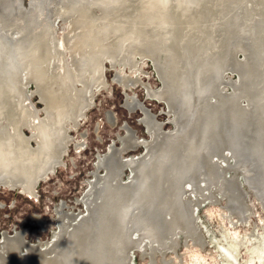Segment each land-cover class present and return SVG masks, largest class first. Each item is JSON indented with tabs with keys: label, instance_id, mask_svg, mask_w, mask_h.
<instances>
[{
	"label": "rangeland",
	"instance_id": "rangeland-1",
	"mask_svg": "<svg viewBox=\"0 0 264 264\" xmlns=\"http://www.w3.org/2000/svg\"><path fill=\"white\" fill-rule=\"evenodd\" d=\"M237 1L238 0H232V10L238 17L237 23L239 24L235 26L238 29L236 32L233 28L234 30L232 29L230 34L227 30L228 27L226 26V22L223 24V21L219 17L218 8L216 6L217 0H201V5L197 10L195 8V6H197L196 2H192L190 6L191 9L181 8L179 11L166 10L164 12L156 8L154 12L158 26L148 27L142 25V27H140V34L144 32L143 38L138 40V43L134 45V53L132 49H129L130 41H125L123 43L124 45H122V49L117 52H115L113 47L106 46V49H109L110 52L109 50L103 52L102 55H105L104 58V55L101 56L103 76L106 83L103 88L96 89L95 85L88 90L85 83H81L77 80L74 71L68 68L67 64L69 59L63 47L60 50L62 55L59 54L58 56L52 57L49 67L47 68V75L50 80L55 83L56 87H54V90L58 92L56 98L60 106L58 110L66 112L62 117L64 118L63 121L60 123L61 129L64 130L65 139H59L60 143L51 136L54 130L57 129L54 121L55 111L49 109L51 107H48L45 98L41 96V88L38 87L36 83L28 81L17 89L12 104L10 108L7 109L8 113L4 110L0 115V264H48L50 262V264H56L58 260L59 264H65L67 259L65 260L62 258L66 256V258L71 257L69 258L71 260L75 256H80L79 258L82 260L77 257H75V259L81 264H91L101 255L102 250L99 251L101 249L99 247H102L100 242H103V240L100 238H103L108 232V234L119 232L121 236L124 232L126 242L124 245L125 247H123L124 249L119 252L122 253L123 256L122 254H117L119 264H124V261L126 264H227V261H229V264H264V202L261 199L260 190L256 185L257 178L259 179L262 173L264 174V167L262 166V162H260V160L264 162V159H262L264 158V153H262L264 152V113H261L264 112V108L262 107L264 105V62L262 64V61H264V0ZM226 4L225 2L224 5ZM137 8L141 9L142 7L137 6L125 9L126 12L123 11L119 14L116 20L113 18L111 20L112 27L114 28L117 25H122V19L131 18V14L136 12ZM238 14H240V17ZM144 30H149V32H145ZM154 33L158 40L152 42L148 41ZM242 35H244L245 39H243ZM240 39L243 41L241 42ZM108 40L109 41H104L105 45L113 43L111 41L112 39ZM240 42L242 45L244 44V47H241L242 45ZM126 43L128 44L125 45ZM237 44H240L239 47ZM230 45L233 46L231 47ZM149 47V50L153 52L148 50ZM126 49H128V51ZM114 53L117 56L112 55ZM106 54L108 55L106 56ZM135 55H137V57H135ZM154 56L157 57L156 59L159 60V63L156 62L157 60ZM234 57L235 59H232ZM260 57L262 61L259 60ZM112 59L113 61H110ZM248 61L250 62L248 63ZM134 62L136 65H133ZM199 63L205 65V72L203 71L202 74L201 72L198 73L200 68L198 71L193 68L194 65L197 67ZM158 65L159 68L161 67V73L163 74L162 79L160 78L161 75ZM154 66H156L158 70H156ZM207 68L210 69V72ZM226 68L229 69L226 70ZM236 69H238V71ZM237 72H240L239 75L241 77ZM258 72L260 76L257 75ZM252 81H255L253 82L254 85L251 83ZM86 82H88V79H86ZM207 82L210 83L207 85ZM211 84L214 85L212 86ZM248 84L250 85L249 87ZM164 85H166V87H164ZM164 88L171 95V105L167 103L165 96L161 99L153 96V92L162 91ZM235 90H237L238 93ZM147 95L150 96V98L147 97ZM207 95L208 97H206ZM229 97L231 98L229 99ZM261 99L262 105L260 104ZM225 100H231V103H228L227 107L222 106L226 105ZM238 101L240 103H238ZM253 101L256 105L258 104L257 107ZM83 102L87 104V107L85 110L80 111ZM237 104H240L239 107ZM253 105L255 106L253 107ZM221 106L225 107L228 113L226 114V131L229 132L224 137L225 141L220 138H214V136L207 135L204 132L206 123L210 121L212 115H215L214 113H216ZM240 106L243 108L245 107L244 109L248 108L242 110L243 108ZM259 107H262L263 110ZM214 108L218 109L214 110ZM235 108L237 110L240 109L239 112ZM195 113L197 115H195ZM237 113H239V115H237ZM258 117H261L263 122L261 119H258ZM189 122H191L192 125L191 123L189 125ZM259 122L260 124L262 123V125H259ZM253 123H256L255 125L257 127H255ZM159 125L161 127H159ZM258 126L259 128L263 126V128L259 129ZM228 128H230V130H228ZM257 128L258 131L260 130L259 132ZM130 136H132V138ZM171 136L173 138H179V140L182 138L181 152L191 158H187V162L185 161L186 166L187 164L189 166H187L185 171L187 176L184 175L183 179L179 182L180 184L176 185L177 191L178 189L180 191L178 195L181 199V205H178L177 203L179 202H176V199L173 198L175 196L170 188V191H167L168 194H166L164 198V201H167V203L163 201L164 204L161 203L162 205H158L156 210L159 211L155 210L156 212L154 211L155 213L153 212V215L149 216L150 214L141 209H134L131 211L132 203L126 201V199L122 202L130 206L124 207L125 204L121 203L122 206L120 209L123 210L121 211L123 218L121 222L114 221L115 217L112 215L111 218V214L115 211H110L113 208L108 210L109 206L106 202L109 188L106 187L102 180L104 176H106L108 168L109 172L111 171L110 173H114L115 176L119 175L121 182L125 185L129 183L132 174L128 168L122 169L118 165L117 167L114 166L116 160L112 163V167L109 162L105 164L106 166L98 167L99 159L108 157L109 154L113 152L112 150L119 151L122 149L125 150L120 151L121 154L117 153V159L118 155L125 161L141 158L150 152L153 153L156 151L160 148L163 139L165 140L167 137ZM157 137L158 140H156ZM257 137H260V139L258 140ZM127 138L128 141H131H125ZM239 139L244 140L240 142ZM134 141L138 142V145L135 146V144H133ZM143 142L146 144V147ZM228 142L231 144L229 145ZM238 142L240 143L238 144ZM242 142L244 143L242 144ZM262 143L263 145H261ZM131 145L135 147L133 148ZM149 145H151V147ZM195 145H198L197 147L200 148L198 162H201V164H199L200 171L202 172H200V175L203 176L198 178L191 165L194 160L193 155L189 153V151L187 153L185 152L189 150V148H195ZM248 145H250L249 148ZM251 147L254 150H252ZM258 149L261 150V152ZM244 150H247V153ZM221 151H223V153ZM255 151H258L257 154L259 153L258 156H260L261 159L257 156ZM250 152L251 154L248 155ZM247 155L251 160H249L250 158ZM222 156L224 157L222 158ZM252 156L254 158H252ZM228 157H230V159ZM250 161H252V163L258 162L249 164ZM50 164H52V167L48 168ZM108 164L110 165L109 167H107ZM259 164H262L260 165V169L258 167ZM201 165L203 166L201 167ZM251 165L254 166V170L256 167L259 171L256 169L255 173L254 171L252 172L253 168ZM233 167L235 169H233ZM256 171L258 176L260 175L259 177H256ZM220 172L222 177H220ZM251 173H253L256 178ZM244 176L247 180L244 179ZM221 179L224 180L222 181ZM235 179L237 181H235ZM193 182L194 187L192 186ZM206 182H208V184ZM216 184L218 185L216 186ZM179 185H183L181 186L182 188ZM223 185L226 186L224 187ZM233 185L236 186H234L236 191L233 190ZM176 187L174 186L173 189L175 190ZM217 187L221 189H215ZM95 189L96 191L99 189L98 192L100 193L98 194H102L99 196L102 200L97 197V192L94 193ZM195 190L196 193L194 192ZM219 190L221 193H219ZM226 190L230 193L228 191L226 192ZM255 190L258 191L257 194H255ZM186 191L188 193H186ZM234 193L237 194L234 195ZM182 194L185 196H182ZM187 196L189 198H187ZM237 196L239 197L237 198ZM182 197L186 199L184 198L183 201ZM205 197L206 199H204ZM258 197L261 200L258 199ZM234 198L235 201H233ZM172 201H174L175 204ZM184 203H188V207L192 206V209H190L191 211L188 210L190 207L187 208ZM194 203H198L199 205L197 204L195 206ZM162 206L165 207L162 208ZM169 206L172 208H168ZM101 207L103 210H101ZM105 207L106 209L108 208L107 211ZM174 208H180L181 212L179 209L176 210ZM161 209L165 210L164 213ZM167 210L170 213V215L166 214L170 216L169 218L168 216H164L165 212L168 213ZM106 212L108 213L107 216ZM182 212L186 214L184 215ZM100 213L102 216L99 215ZM103 213L105 215L104 217ZM161 213L162 215H160ZM70 214L74 216L71 217ZM142 214L144 215L142 216ZM66 215L70 216L69 219L78 216L79 221L84 220L82 221L83 223L78 224L81 226V229L76 225L78 227L75 226L72 230L70 224H73L75 221L72 222V219H67L68 217ZM145 215L149 217H145ZM98 216L100 217L98 218ZM108 216L112 221L109 220L110 218H108ZM106 217L108 226L105 225L106 223L103 220V218ZM139 217L141 219H139ZM152 218L156 221L152 222ZM174 218L176 220H174ZM132 219L137 220L138 227L137 229H133L135 234L131 228ZM142 219L144 220L142 221ZM99 221L105 223L104 229L102 228L104 225ZM113 221L115 224H113ZM164 221L165 224H163ZM143 222H145V224ZM100 224H102V229L99 226ZM118 224L122 226H120L119 231H117V227H114ZM160 224L161 227H158ZM109 225L111 227L114 225L112 227L113 230ZM90 226L92 228L94 227L93 231H89L91 228ZM139 226H141V228ZM98 227L99 230L97 229ZM107 227L109 230L106 229ZM86 228H88V233H84L86 232ZM95 229H97V231ZM100 229L104 233H101ZM77 231H80V233ZM67 232L69 234H67ZM92 233L94 235H92ZM100 234L102 237H100ZM92 236H95L96 240L95 237L92 238ZM56 239L61 240L62 244L60 243L61 245L57 248L58 250L55 249L52 251L50 247H52ZM71 240L74 242L72 243ZM97 240L99 241L97 242ZM78 242H82L84 245L88 244V247ZM130 242L131 244H129ZM20 244H23V246ZM97 245H99V250L96 248ZM126 247H128V249H126ZM67 248L70 249L68 250ZM94 248L97 254L93 250ZM221 248L228 251L231 250L236 256L237 262L227 260ZM73 249L76 250L74 251ZM31 251L34 252L31 253ZM66 251L67 253H65ZM69 251L74 253L69 255ZM36 252L40 255L39 257ZM87 252L89 253L87 254ZM61 255L65 256L62 257ZM21 258L22 260L25 258L24 261H22ZM44 259H46V263H44ZM51 259H55L53 261L56 263L52 262ZM68 260L66 264H72L74 261L69 262ZM77 261L74 262L80 264Z\"/></svg>",
	"mask_w": 264,
	"mask_h": 264
},
{
	"label": "bare ground",
	"instance_id": "bare-ground-1",
	"mask_svg": "<svg viewBox=\"0 0 264 264\" xmlns=\"http://www.w3.org/2000/svg\"><path fill=\"white\" fill-rule=\"evenodd\" d=\"M238 1H240V0H238ZM237 1V2H238ZM192 2H196V5L197 6H195V8H196V10L200 7V2H201V0H198V1H196V0H159V1H155V2H151V3H147V4H143V5H139V6H141L142 8V10L141 9H139V8H137V10H136V12H133L131 15V18H125V19H122L123 20V23H122V25H117V26H115L114 28L112 27V25H111V20L113 19V18H115V20H116V18L118 17V15L119 14H121L123 11H125V9H123V10H120V11H116V12H112V13H108V14H104V15H100V16H96L95 18H93L83 29H81L70 41H68L63 47H64V50L66 51V53H67V56H68V59H69V62H68V68H70V69H72L73 71H74V73L76 74V77L78 78V79H82L83 77L85 78V75H86V73L87 72H90L91 74H92V76H91V80H92V84L95 86H100V85H102V86H105V84H104V80H103V74H102V60H101V56H103L102 55V53L103 52H105V51H108L107 49H106V46H111V47H113L114 48V50H115V52H117V51H119L120 49H122V45H124L123 43L125 42V41H130V43H129V49H132V52H133V50H134V45L136 44V43H138L137 41L138 40H140L141 38H143V33L144 32H141V34H140V27H142V25H145V26H148V27H157L158 26V24H157V20H156V16H155V12H154V10L156 9V8H159V9H161L162 11H166V10H168V11H171V10H177V11H179V10H181V8H188V9H191V4H192ZM225 2L227 3L226 5H224L225 4ZM232 0H217V4H216V6H217V8H218V13H219V17H220V19L223 21V24L226 22V26L228 27H226L227 28V30L229 31V34H230V32L232 31V29L234 28L235 29V31L237 32V29L238 28H236L235 26H236V24H239V23H237V19H238V17L234 14V11L232 10ZM135 7H137V6H135ZM193 7V6H192ZM238 7V6H237ZM132 8V7H131ZM236 8V7H235ZM128 9V8H127ZM238 9V8H237ZM126 12V11H125ZM237 12V11H236ZM238 16L240 17V14H238ZM242 19V18H241ZM240 20V19H239ZM238 20V21H239ZM235 23V24H234ZM241 26H242V23H241ZM186 29V28H185ZM233 29V30H234ZM226 30V31H227ZM145 32H149V30H144ZM236 34V33H235ZM242 34V33H241ZM145 35V34H144ZM243 36V39H245V37H244V35H242ZM230 38H231V36H230ZM232 38H234V37H232ZM108 39H112L111 41L113 42L112 44H110V45H105L104 44V41H109ZM155 40H158L157 38H156V36H155V33H154V35L153 36H151L149 39H148V41H155ZM241 40V39H240ZM229 41H230V39H229ZM235 41L238 43V41L235 39ZM243 40H241V42H242ZM142 42V41H141ZM157 42V41H156ZM227 42V41H226ZM233 42V41H232ZM241 42H240V44H241ZM247 42V41H246ZM128 43H126L125 45H127ZM143 43V42H142ZM155 43V42H154ZM234 43V42H233ZM232 43V44H233ZM157 44V43H156ZM239 44V45H240ZM247 45H249L248 43H246ZM138 45V44H137ZM141 45V44H140ZM153 45H155V44H153ZM233 45H235V44H233ZM232 45V46H233ZM238 45V44H237ZM239 45H238V47H239ZM242 45V44H241ZM244 45V44H243ZM241 46V47H244V46ZM226 46H228V45H226ZM231 46V45H230ZM231 46V47H232ZM62 47V48H63ZM144 47V46H143ZM152 47V46H151ZM61 48V49H62ZM142 48V47H141ZM237 48V47H236ZM251 48V47H250ZM60 49V50H61ZM150 49V47L148 48V50ZM227 49V48H226ZM60 50L58 51V52H56L54 55H59V54H61L62 55V53L60 52ZM127 51H128V49H126ZM140 50V49H139ZM233 50V49H232ZM130 51V50H129ZM142 51V50H141ZM149 51H152V50H149ZM251 51V50H250ZM109 52H110V50H109ZM108 52V53H109ZM153 52V51H152ZM151 52V53H152ZM226 52V51H225ZM229 52H232V51H229ZM228 52V53H229ZM239 52V51H238ZM246 52V51H245ZM128 53V52H127ZM131 53V52H130ZM134 53V52H133ZM234 54V53H233ZM232 54V55H233ZM53 55V56H54ZM108 54H106V56H107ZM112 55H114V56H117V55H115V53L114 54H112ZM133 55V54H132ZM139 55V54H138ZM156 55V54H155ZM52 56V57H53ZM149 56V55H148ZM227 56V55H226ZM236 56V55H235ZM261 56V55H260ZM51 57V58H52ZM105 57V55L103 56V58ZM128 57V56H127ZM133 57V56H132ZM135 57H137V55H135ZM153 57V56H152ZM228 57V56H227ZM232 57V56H231ZM253 57V56H252ZM259 57V56H258ZM51 58L45 63V64H43L33 75H31L25 82H28V81H31V82H33V83H36L37 85H38V87H40L41 88V96L43 97V98H45V102L48 104V107L50 106L51 108H49V109H53V111H55V114H54V117H55V123H56V125L58 126V127H60L59 128V130H58V132H55L54 133V136H55V138H57V140H59V139H61V140H64L65 139V136H64V130L63 129H61V126H60V123L63 121V119L64 118H62L63 116H64V112H62V111H59L58 110V108L60 107L59 106V102H58V100L56 99L57 98V94H58V92L57 91H55L54 90V87H56V85H55V83L54 82H52L51 80H50V78H49V76L47 75V68L49 67V64H50V60H51ZM116 58V57H115ZM129 58V57H128ZM140 58V57H139ZM146 58V57H145ZM154 58L156 59L157 57H155L154 56ZM229 58V57H228ZM109 59V58H108ZM130 59V58H129ZM132 59V58H131ZM141 59V58H140ZM230 59V58H229ZM232 59H235V57L234 58H232ZM150 60V59H149ZM154 60V59H153ZM152 60V61H153ZM157 60V59H156ZM155 60V61H156ZM249 60V59H248ZM259 60H261V57L259 58ZM110 61H113V59L112 60H110ZM109 61V62H110ZM115 61V60H114ZM258 61V60H257ZM262 61V60H261ZM130 62V61H129ZM156 62H158L159 63V60H157ZM238 62V61H237ZM250 61H248V63H249ZM252 62V61H251ZM263 62L264 61H262V64H263ZM112 63V62H111ZM242 63V62H241ZM131 64H132V62H131ZM131 64H129V65H131ZM154 64V63H153ZM232 64V63H231ZM260 64V63H259ZM133 65H136L135 64V62H134V64ZM156 65V64H155ZM253 65V64H252ZM258 65V64H257ZM201 66H203V67H201ZM214 66V65H213ZM216 66V65H215ZM233 66V65H232ZM243 66V65H242ZM249 66V65H248ZM259 66V65H258ZM262 66V65H261ZM131 67V66H130ZM133 67H135V66H133ZM154 67H156V66H154ZM197 67H198V69L200 68V71H199V73L201 72V74H202V72L204 71L205 72V70H204V67H205V65H202V64H197ZM230 67H231V65H230ZM235 67V66H234ZM241 67V66H240ZM158 68H159V65H158ZM252 68V67H251ZM208 70H209V72H210V69L209 68H207ZM227 69H229V68H226V70ZM156 70H158L157 69V67H156ZM159 70H160V78L162 79V76H163V74L161 73V67L159 68ZM231 70V69H230ZM233 70H235V69H233ZM237 71H238V69H236ZM256 70V69H255ZM93 71V72H92ZM232 71V70H231ZM242 71H243V69H242ZM253 71V70H252ZM258 71H259V69H258ZM217 72V71H216ZM215 72V73H216ZM236 73V72H235ZM238 73V72H237ZM240 73V72H239ZM239 73H238V75H239ZM263 73V72H262ZM261 73V74H262ZM158 74H159V72H158ZM207 74V73H206ZM205 74V75H206ZM210 74H212V73H210ZM248 74H249V72H248ZM260 73L258 72V74L257 75H259ZM204 75V74H203ZM240 76V75H239ZM253 76V75H252ZM260 76V75H259ZM220 77V76H219ZM218 77V78H219ZM238 77V76H237ZM241 77V76H240ZM244 77V76H243ZM242 77V78H243ZM249 77V76H248ZM239 78V77H238ZM259 78V77H258ZM264 78V77H263ZM200 79V78H199ZM202 79V78H201ZM210 79V78H209ZM213 79V78H212ZM217 79V78H216ZM247 79V78H246ZM251 79V78H250ZM255 79H257V78H255ZM53 80V79H52ZM206 80H208V79H206ZM205 80V81H206ZM239 80H240V78H239ZM262 80V79H261ZM261 80H260V82H261ZM208 81H210V80H208ZM251 81V80H250ZM249 81V82H250ZM24 82V83H25ZM197 82V81H196ZM202 82V81H201ZM217 82V81H216ZM248 82V83H249ZM253 82H255V81H252L251 83L253 84ZM23 83V84H24ZM204 83V82H203ZM208 83H210V82H207V85H208ZM218 83V82H217ZM223 83V82H222ZM240 83H241V81H240ZM22 84V85H23ZM219 84V83H218ZM230 84V83H229ZM247 84V83H246ZM212 85V84H211ZM214 85V84H213ZM212 85V86H213ZM237 85V84H236ZM241 85V84H240ZM245 85V84H244ZM254 85V84H253ZM260 85V84H259ZM262 85V84H261ZM95 86V87H96ZM197 86V85H196ZM230 86V85H229ZM250 85L248 84V87H249ZM263 86V85H262ZM210 87V86H209ZM243 87V86H242ZM256 87V86H255ZM19 88V87H18ZM17 88V89H18ZM206 88V87H205ZM239 88V87H238ZM240 88H241V86H240ZM260 88V87H259ZM17 89L8 97V98H6L1 104H0V115L4 112V110L6 111V113H8V111H7V109L8 108H10V106H11V104H12V100L14 99V97H15V95H16V92H17ZM209 89V88H208ZM207 89V90H208ZM211 89H212V87H211ZM234 89V88H233ZM242 89V88H241ZM262 89V88H261ZM20 90V89H19ZM200 90V89H199ZM217 90V89H216ZM219 90V89H218ZM244 90V89H243ZM148 91V90H147ZM235 91H237V90H235ZM240 91V90H239ZM254 91V90H253ZM256 92V91H255ZM262 92V91H261ZM150 93H152V92H150ZM202 93H203V91H202ZM214 93V92H213ZM237 93H238V91H237ZM244 93V92H243ZM235 94H236V92H235ZM240 94V93H239ZM248 94V93H247ZM223 95V94H222ZM225 95V94H224ZM152 96V95H151ZM153 96H155V97H157V98H159V99H161V98H164L163 96H165L166 97V101H167V103H169V101H171V95H170V93L166 90V93H164V92H153ZM201 96V95H200ZM226 96V95H225ZM238 96V95H237ZM247 96V95H246ZM256 96V95H255ZM261 96V95H260ZM147 97H149L150 98V96H148L147 95ZM206 97H208V95L206 96ZM233 97H234V95H233ZM248 97V96H247ZM258 97V96H257ZM153 98V97H152ZM224 98H227V97H224ZM231 97H229V99H230ZM254 98V97H253ZM241 99V98H240ZM244 99V98H243ZM250 99H251V97H250ZM263 99V98H262ZM262 99L260 100V104H261V102H262ZM163 100V99H162ZM203 101V100H202ZM205 101V100H204ZM209 101V100H208ZM245 101V100H244ZM251 101H252V99H251ZM251 101H249V102H251ZM201 102V101H200ZM225 102H226V105H222V106H228V103H231V100H225ZM224 102V103H225ZM254 102V101H253ZM204 103V102H203ZM202 103V104H203ZM218 103V102H217ZM238 103H240L239 101H238ZM248 103V102H247ZM252 103V102H251ZM209 104V103H208ZM253 104V103H252ZM254 104L256 105V103L254 102ZM264 104V103H263ZM198 105H200V104H198ZM197 105V106H198ZM212 105V104H211ZM238 105V104H237ZM240 105V104H239ZM239 105H238V107H239ZM255 105H253V107L255 106ZM262 105V104H261ZM260 105V106H261ZM15 106V105H14ZM85 106L86 105H83L82 107H81V110L80 111H83L84 109H85ZM217 106V105H216ZM221 106V108L219 107V110H217L216 111V113H214L215 115H212V117L210 118V121H208L207 123H206V125H205V133L208 135H211V136H214V138H220V139H223V141H225L224 140V137L227 135V133L229 132H227L226 130V114H228L227 112H226V108L225 107H222ZM234 106V105H233ZM248 106V105H247ZM252 106V105H251ZM250 106V107H251ZM258 106V104L256 105V107ZM200 107V106H199ZM214 107V106H213ZM218 107V106H217ZM241 107V106H240ZM263 108H264V105L262 106ZM262 107H259V108H261L262 109ZM241 108H243V107H241ZM245 108V107H244ZM242 109V110H246V109ZM208 109V108H207ZM216 109H218V108H214V110H216ZM232 109V108H231ZM236 109V108H235ZM250 109V108H249ZM254 109V108H253ZM260 109V110H261ZM61 110V109H60ZM237 110V109H236ZM235 110V111H236ZM240 110V109H239ZM239 110H237L238 112H239ZM259 110V109H258ZM263 110V109H262ZM200 111H201V109H200ZM253 111V110H252ZM256 111V110H255ZM192 112V111H191ZM209 112V111H208ZM233 113H235L234 111H232ZM254 112V111H253ZM23 113V112H22ZM197 113V112H196ZM195 113V115H197ZM203 113V112H202ZM231 113V112H230ZM229 113V114H230ZM232 113V114H233ZM250 113V112H249ZM248 113V114H249ZM256 113H258V112H256ZM261 113H264V112H261ZM21 114V113H20ZM213 114V113H212ZM254 114V113H253ZM202 115V114H201ZM207 115V114H206ZM236 115V114H235ZM237 115H239V113H237ZM258 115V114H257ZM260 116V115H259ZM257 117V116H256ZM263 117V116H262ZM194 118V117H193ZM208 118V117H207ZM207 118H205V119H207ZM240 118V117H239ZM256 119V118H255ZM258 119H261V117L259 118L258 117ZM4 120V119H3ZM186 120V119H185ZM192 120V119H191ZM199 120V119H198ZM250 120H252V119H250ZM262 120V119H261ZM263 120H264V118H263ZM263 120H262V122H263ZM258 121V120H257ZM256 121V122H257ZM201 122H203V121H201ZM250 122H252V121H250ZM249 122V123H250ZM261 122V121H260ZM260 122H259V125H262V123L260 124ZM190 123L191 122H189V125H190ZM193 123H194V120H193ZM228 123H229V121H228ZM188 124V123H187ZM196 124H197V121H196ZM199 124V123H198ZM254 124V123H253ZM256 124V123H255ZM254 124V125H255ZM258 124V123H257ZM191 125H192V123H191ZM194 125V124H193ZM263 125H264V122H263ZM248 126H249V124H248ZM147 127H149V126H147ZM158 127V126H157ZM159 127H161L160 125H159ZM190 127V126H189ZM194 127V126H193ZM255 127H257L256 125H255ZM254 127V128H255ZM258 128H259V126H258ZM258 128H257V131H258ZM260 128H263V126L262 127H260ZM259 128V129H260ZM152 129V128H151ZM181 129V128H180ZM180 129H178V130H180ZM56 130V131H57ZM159 130V129H158ZM186 130V129H185ZM228 130H230V128H228ZM245 130V129H244ZM247 130V129H246ZM255 130H256V128H255ZM264 130V129H263ZM180 131H182V130H180ZM237 131V130H236ZM251 131V130H250ZM260 131V130H259ZM258 131V132H259ZM262 131V130H261ZM186 132V131H185ZM157 133H159V132H157ZM163 133V132H162ZM178 133H179V131H178ZM195 133H197V132H195ZM249 133V132H248ZM252 133V132H251ZM261 133V132H260ZM160 134V133H159ZM168 134V133H167ZM176 134V133H175ZM194 134V133H193ZM263 134H264V132H263ZM262 134V135H263ZM165 135H166V133H165ZM169 135V134H168ZM188 135V134H187ZM196 135V134H195ZM199 135V134H198ZM197 135V136H198ZM262 135H261V137H262ZM258 136V135H257ZM131 138H132V136H130ZM156 137V136H155ZM177 137V136H176ZM179 137V136H178ZM193 137V136H192ZM199 137V136H198ZM128 138H129V136H128ZM128 138H127V140H125V141H127V142H130V141H128ZM188 138V137H187ZM190 138V137H189ZM258 138V137H257ZM181 139L182 138H180V140H179V138L177 139V138H173L172 136L171 137H167L165 140L163 139V141H162V144L160 145V148H155V149H157L156 151H154L153 153L152 152H150V153H148V154H146V155H144V156H142L141 158H137V159H130V160H128V161H125V160H123V159H121L120 158V155H118V159H117V153H119L118 151H115V150H113V152H111L110 154H109V156L108 157H106V158H101V159H99V166L100 167H103L105 164H107L108 162L109 163H111V167H112V163L115 161V164H114V166H116L117 167V165L120 167V168H122V169H124V168H128L129 169V171H131V174H132V178L129 180V183L128 184H123L122 182H121V180H120V177H119V175H114V173H110L109 172V168H108V171H107V173H106V176H104V178H103V180L102 181H104V184L106 185V187L107 188H109V193L107 194V196H106V202L108 203V210H110L111 208H113L112 210H110L111 212L112 211H115V212H113V214H111V218H112V215H114V217H115V220L114 221H116V222H118V221H120L121 222V220H122V218H123V214H121V211H123V210H121L120 209V207L122 206V204H125L124 205V207L125 206H130V205H126V203H123L126 199V201H128V202H130V203H132V205H131V211L132 210H134V209H136V210H138V209H141V210H143L144 212H147L148 214H150L149 216H151V215H153V212L156 210V207L158 206V205H160L161 203L162 204H164L163 203V201H164V198H165V196H166V194H168V192L170 191V188H171V190H172V192L174 193L173 195L175 196V197H173L174 199H176L175 201L176 202H179V203H177L178 205L180 204V198H179V195H178V192H180L179 191V189H178V191H177V187H176V185L177 184H180L179 182L183 179V176L184 175H186L185 174V171H186V169H187V166H188V164H187V166H186V164H185V161H186V159L187 158H190L189 156H187V155H184V154H182V142H181ZM184 139V138H183ZM260 139V137L258 138V140ZM262 139V138H261ZM134 140V139H133ZM132 140V141H133ZM156 140H158V137H157V139ZM190 140V139H189ZM233 140V139H232ZM240 140V142L242 141V140H244V139H239ZM257 140V141H258ZM188 141V140H187ZM235 141H236V139H235ZM248 142H250L249 140H247ZM255 141V140H254ZM256 141V142H257ZM262 141V140H261ZM264 141V140H263ZM262 141V142H263ZM197 142V141H196ZM240 142H238V144L240 143ZM245 142V141H244ZM244 142H242V144L244 143ZM248 142H247V144H248ZM259 142V141H258ZM144 143V142H143ZM147 143V142H146ZM229 143V145L231 144L230 142H228ZM246 143V142H245ZM252 143H253V141H252ZM264 143V142H263ZM263 143L261 144V145H263ZM129 144V143H128ZM133 144H137L136 143V141H134L133 142ZM159 144V143H158ZM250 144V143H249ZM144 145H145V147H146V144L144 143ZM153 145H154V143H153ZM152 145V146H153ZM201 145V144H200ZM211 145V144H210ZM228 145V144H227ZM228 145V146H229ZM241 145V144H240ZM245 145V144H244ZM150 147H151V145H149ZM187 146V145H186ZM196 146V145H195ZM198 146V145H197ZM195 147V148H193V149H190L189 148V150H187V151H185V149H184V151L187 153L188 151H189V153H191L192 155H193V163L191 164L192 165V168L194 169V172H195V174H196V176H197V178L198 177H200L201 175H200V165L199 164H201V162L199 163L198 162V160H199V154H200V148L199 147ZM241 146H243V145H241ZM259 146V145H258ZM127 147V146H126ZM131 147H133L134 148V146L133 145H131ZM187 147H189V146H187ZM193 147V146H192ZM210 147V146H209ZM216 147H217V144H216ZM220 147V146H219ZM218 147V148H219ZM227 147V146H226ZM225 147V148H226ZM231 147V146H230ZM234 147V146H233ZM240 147V146H239ZM244 147V146H243ZM250 147V145H248V148ZM125 148V147H124ZM154 148H152V149H154ZM205 148V147H204ZM217 148V149H218ZM235 148V147H234ZM236 148H238V147H236ZM254 148V147H253ZM258 148V147H257ZM216 149V150H217ZM227 149H228V147H227ZM231 149H232V147H231ZM246 149V148H245ZM251 149H252V147H251ZM203 150V149H202ZM220 150H221V147H220ZM222 150H225V149H222ZM238 150V149H237ZM242 150V149H241ZM248 150H250V149H248ZM252 150H254V149H252ZM252 150H251V152H252ZM259 150V149H258ZM263 150H264V148H263ZM262 150V151H263ZM215 151V150H214ZM245 151V150H244ZM260 152H261V150H259ZM222 153H223V151H221ZM221 152H220V154H221ZM246 153H247V150L245 151ZM249 152V151H248ZM251 152L248 154V155H250L251 154ZM256 152V151H255ZM258 152V151H257ZM257 152H256V154H257ZM262 153H264V152H262ZM216 154V153H215ZM243 154H245V153H243ZM203 155V154H202ZM233 155V154H232ZM231 155V156H232ZM235 155H237V154H235ZM235 155H234V157H235ZM247 155V156H248ZM259 155V153L257 154V156ZM205 156V155H204ZM208 156H209V154H208ZM211 156V155H210ZM246 156V157H247ZM254 156V155H253ZM252 156V158H254ZM256 156V155H255ZM256 156V157H257ZM264 156V155H263ZM224 156H222V158H223ZM249 157V156H248ZM258 157H260V156H258ZM257 157V158H258ZM204 158V157H203ZM202 158V159H203ZM207 158V157H206ZM219 158V157H218ZM225 158H226V156H225ZM229 159H230V157H228ZM227 158V159H228ZM250 158V157H249ZM191 159V158H190ZM233 159H235V158H233ZM260 159H261V157H260ZM262 159H264V158H262ZM204 160V159H203ZM207 160V159H206ZM239 160V159H238ZM249 160H251V158L249 159ZM248 160V161H249ZM256 160V159H255ZM254 160V161H255ZM205 161V160H204ZM226 161V160H225ZM224 161V162H225ZM228 161V160H227ZM248 161H246V162H248ZM258 161H259V159H258ZM257 161V162H258ZM187 162V161H186ZM212 162V161H211ZM222 162H223V160H222ZM257 162H254V163H257ZM260 162H262V164H259V169L261 168V166L260 165H262L263 167H264V162L263 161H261L260 160ZM259 162V163H260ZM98 163V162H97ZM202 163H203V161H202ZM208 163H210V162H208ZM216 163V162H215ZM252 163V161H250V163L249 164H251ZM254 163H252V164H254ZM217 164V163H216ZM215 164V165H216ZM226 164V163H225ZM236 164V163H235ZM244 164V163H243ZM248 164V163H247ZM51 165V164H50ZM49 165V166H50ZM205 165V164H204ZM228 165V164H227ZM226 165V166H227ZM237 165V164H236ZM98 166V167H99ZM106 166V165H105ZM110 165L108 164V166L107 167H109ZM203 165H201V167H202ZM210 166H212V165H210ZM252 166V165H251ZM255 166H256V164H255ZM97 167V166H96ZM107 167H106V169H107ZM189 167V166H188ZM235 167V166H234ZM233 167V169H235ZM214 168V167H213ZM218 168V167H217ZM230 169H232L231 167H229ZM252 172L254 171V173H255V170L257 169L256 167H255V170H254V166H252ZM190 169V168H189ZM248 169V168H247ZM259 169H257L258 171H259ZM264 169V168H263ZM119 170V169H118ZM204 170V169H203ZM212 170V169H211ZM223 170V169H222ZM219 171H221V170H219ZM231 171V170H230ZM260 171H263V170H260ZM109 172V173H108ZM118 172V171H117ZM122 172V171H121ZM204 172H205V170H204ZM209 172H211V171H209ZM214 172V171H213ZM223 172V171H222ZM245 172V171H244ZM249 172V171H248ZM190 173V172H189ZM192 173H193V170H192ZM202 173V172H201ZM212 173V172H211ZM235 173V172H234ZM256 173H257V171H256ZM40 174V173H39ZM108 174V175H107ZM216 174H218V173H216ZM216 174H213V175H216ZM222 174H225V173H222ZM252 175H253V173H251ZM260 174H261V172H260ZM204 175H206V174H204ZM208 175H210V174H208ZM219 175V174H218ZM40 176H42V175H40ZM187 176V175H186ZM196 176H195V179H196ZM254 176V175H253ZM260 176V175H259ZM258 176V173H257V176L256 177H259ZM201 177H203V176H201ZM211 177V176H210ZM216 177V176H215ZM220 177H222L221 176V172H220ZM236 177V176H235ZM252 177V176H251ZM255 177V176H254ZM255 177V178H256ZM101 178V177H100ZM213 178H214V176H213ZM218 178V177H217ZM216 178V179H217ZM234 178V177H233ZM187 179H188V177H187ZM191 179V178H190ZM208 179V178H207ZM244 179H245V176H244ZM251 179V178H250ZM205 180V179H204ZM210 180V179H209ZM214 180V179H213ZM222 180V179H221ZM224 180V179H223ZM222 180V181H223ZM245 180H247V179H245ZM256 180V179H255ZM101 181V182H102ZM196 181V180H195ZM198 181V180H197ZM199 181H201V180H199ZM203 181V180H202ZM218 181V180H217ZM232 181V180H231ZM235 181H237L236 179H235ZM1 182V181H0ZM183 183H186V182H183ZM196 183V182H195ZM200 183V182H199ZM199 183H197V184H199ZM207 184H208V182H206ZM211 183V182H210ZM212 183H213V181H212ZM211 183V184H212ZM223 183V182H222ZM229 183V182H228ZM256 185H257V187L259 188V190H260V194H261V196H262V201L264 202V174L262 173V175L260 176V178L258 179L257 178V181H256ZM103 184V185H104ZM187 184V183H186ZM185 184V185H186ZM189 184V183H188ZM191 184V183H190ZM201 184V183H200ZM220 184V183H219ZM224 184H226V183H224ZM230 184H232V183H230ZM92 185V184H91ZM98 185V184H97ZM194 185V182H193V184H192V186ZM210 185V184H209ZM214 185H215V183H214ZM218 184H216V186H217ZM221 185V184H220ZM237 185V184H236ZM247 185V184H246ZM249 185V184H248ZM252 185V184H251ZM94 186H95V184H94ZM176 187L175 188V190L173 189V187ZM180 186V185H179ZM178 186V187H179ZM181 186H183V185H181ZM180 186V187H181ZM199 186V185H198ZM213 186V185H212ZM224 186V185H223ZM222 186V187H223ZM226 186V185H225ZM224 186V187H225ZM234 186L235 185H233V190H235L234 189ZM194 187V186H193ZM209 187H211V186H209ZM208 187V188H209ZM236 187V186H235ZM252 187V186H251ZM100 188V187H99ZM102 188V187H101ZM105 188V187H104ZM182 188V187H181ZM200 188V187H199ZM213 188V187H212ZM232 188V187H231ZM230 188V189H231ZM256 188V187H255ZM258 188H256V189H258ZM92 189V188H91ZM106 189V188H105ZM191 189H192V187H191ZM195 189H198V188H195ZM205 189V188H204ZM215 189H221V188H219V187H217V188H215ZM104 190V189H103ZM194 190V189H193ZM225 190V189H224ZM223 190V191H224ZM232 190V191H233ZM239 190V189H238ZM99 191V189L96 191V189H95V191H94V193L95 192H97V197H99L100 195H102V194H98V193H100V192H98ZM101 191V190H100ZM108 191V190H107ZM168 191V192H167ZM198 191V190H197ZM222 191V192H223ZM228 190H226V192H227ZM236 191V190H235ZM241 191V190H240ZM253 191H254V189H253ZM195 193H196V190L194 191ZM229 192V191H228ZM256 192V193H255ZM255 194H257L258 193V191H256L255 190ZM91 193V192H90ZM186 193H188L187 191H186ZM190 193V192H189ZM215 193H216V191H215ZM219 193H221L220 192V190H219ZM230 193V192H229ZM92 194V193H91ZM90 194V195H91ZM179 194H181V193H179ZM223 194V193H222ZM237 194V193H236ZM235 193H234V195H236ZM245 194V193H244ZM95 195V194H94ZM96 195H95V198H96ZM172 195V196H173ZM233 195V196H234ZM182 196H185V195H183L182 194ZM227 196V195H226ZM229 196V195H228ZM243 196V195H242ZM199 197H202V196H199ZM239 196H237V198H238ZM100 199H101V197H99ZM105 198V197H104ZM172 198V197H171ZM170 198V199H171ZM184 198L185 197H182V199H183V201H184ZM187 198H189L188 196H187ZM215 198V197H214ZM230 198V197H229ZM232 198V197H231ZM93 199H94V197H93ZM173 199V200H174ZM186 199V198H185ZM201 199H203V198H201ZM204 199H206V197L204 198ZM258 199H260L259 197H258ZM260 199V200H261ZM88 200V199H87ZM86 200V201H87ZM99 200V199H98ZM102 200V199H101ZM100 200V201H101ZM124 200V201H123ZM129 200H131V201H129ZM178 200V201H177ZM190 200V199H189ZM242 200V199H241ZM93 201V200H92ZM92 201H91V203H92ZM123 201V202H122ZM233 201H235V198H234V200ZM237 201V200H236ZM90 202V201H89ZM106 202H105V204H106ZM164 202H166L167 203V201H164ZM173 203H174V201H172ZM232 202V201H231ZM102 203V202H101ZM122 203V204H121ZM165 203V204H166ZM171 203V202H170ZM172 203V204H173ZM189 203H191V202H189ZM196 203V202H195ZM194 203V205L196 206L197 204H195ZM200 203V202H199ZM104 204V205H105ZM161 204V205H162ZM175 204V203H174ZM185 204V203H184ZM188 204V203H187ZM187 204H185L186 206H187V208H189L188 210L189 211H191L190 209H192V206H189L188 207V205ZM229 204H230V200H229ZM233 204V203H232ZM263 204V203H262ZM93 205V204H92ZM181 205V204H180ZM193 205V204H192ZM199 205V204H198ZM264 205V204H263ZM172 206H174V205H172ZM229 206V205H228ZM235 206V205H234ZM163 207H165V206H162V208ZM171 206H169L168 208H170ZM177 207V206H176ZM181 207V206H180ZM233 207V206H232ZM100 208V207H99ZM130 208V207H129ZM167 208V207H166ZM172 208V207H171ZM105 209H106V207H105ZM107 209H106V211H107ZM122 209H123V207H122ZM165 209V208H164ZM164 209H161V210H163V213H164ZM174 209H179V211H180V208H174ZM235 209V208H234ZM100 210V209H99ZM99 210H97V211H99ZM101 210H103V208L101 207ZM126 210V209H125ZM59 211V210H58ZM95 211V210H94ZM127 211V210H126ZM156 211H159V210H156ZM155 211V212H156ZM168 211V210H167ZM178 211V212H179ZM183 211V210H182ZM101 212V211H100ZM134 212V211H133ZM144 212H142V213H144ZM154 212V213H155ZM162 212V211H161ZM181 212V211H180ZM184 212H185V210H184ZM184 212H182L184 215L186 214V213H184ZM193 212V211H192ZM94 213V212H93ZM107 213V212H106ZM123 213V212H122ZM146 213V214H147ZM158 213V212H157ZM181 213V214H182ZM240 213V212H239ZM137 214V213H136ZM166 214H169L170 215V213H169V211H168V213H166L165 212V215L164 216H168V215H166ZM100 216H102V214L100 213L99 214ZM108 215V213L106 214V216ZM130 215H133V214H130ZM144 214H142V216H143ZM160 215H162V213L160 214ZM183 215V216H184ZM63 216H65V215H63ZM67 216V215H66ZM70 216H71V214H70ZM70 216H67L68 218L67 219H69L70 218ZM72 216H74V215H72ZM71 216V217H72ZM100 216H98V218L100 217ZM105 215H104V213H103V217H104ZM147 215H145V217H146ZM149 216H147V217H149ZM182 216V215H181ZM97 217V216H96ZM113 217V218H114ZM154 217V216H153ZM158 217V216H157ZM161 217V216H160ZM170 216H168V218H169ZM172 217V216H171ZM175 217V216H174ZM178 217L180 218V216L178 215ZM187 217V216H186ZM66 218V217H65ZM102 218V217H101ZM108 218H110L109 216H108ZM109 219V220H111L112 221V219ZM131 218H132V216H131ZM136 218V217H135ZM165 218V217H164ZM164 218H162V219H164ZM183 218V217H182ZM181 218V219H182ZM190 218V217H189ZM238 218V217H237ZM72 219V222H74L73 224H70L71 226H72V230L74 229V227L76 226V225H78V224H81V223H83L82 221H84V220H78V216H75L74 218H71ZM71 219H69V220H71ZM77 219V220H76ZM107 217L106 218H103V220H104V222L106 223L107 222ZM128 219V218H127ZM139 219H141L140 217H139ZM161 219V220H162ZM180 219V220H181ZM239 219V218H238ZM98 220V219H97ZM144 219H142V221H143ZM152 220H153V218H152ZM159 220H160V218H159ZM158 220V221H159ZM165 220H166V218H165ZM170 220V219H169ZM173 220V219H172ZM171 220V221H172ZM174 220H176L175 218H174ZM77 221V222H76ZM86 221V220H85ZM113 221V222H114ZM131 221V220H130ZM129 221V222H130ZM154 221H156V220H153L152 222H154ZM163 221V220H162ZM161 221V222H162ZM167 221V220H166ZM61 222V221H60ZM100 222V221H99ZM112 222V223H113ZM168 222V221H167ZM173 222V221H172ZM96 223V222H95ZM98 223V222H97ZM100 223H102V222H100ZM105 223H102L103 225L105 224ZM108 223V222H107ZM107 223L105 224V225H107ZM110 223V222H109ZM142 223V222H141ZM144 224H145V222H143ZM149 223V222H148ZM160 223V222H159ZM171 223V222H170ZM175 223V222H174ZM66 224V223H65ZM102 224H100L99 226H100V228H101V226H102ZM113 224H115V222L113 223ZM117 224V223H116ZM152 224V223H151ZM157 224V223H156ZM163 224H165V221H164V223ZM172 224V223H171ZM88 225V224H87ZM86 225V226H87ZM90 225V224H89ZM105 225L104 226H102V228L103 227H105ZM130 225V224H129ZM178 225V224H177ZM190 225V224H189ZM79 226V225H78ZM78 226H76V227H78ZM108 226V225H107ZM114 225H112V227H113ZM119 226V227H118ZM120 226L121 225H117V226H114V227H117V231H119L120 229ZM127 226H128V223H127ZM164 226V225H163ZM165 226H167V225H165ZM191 226V225H190ZM70 227V226H69ZM81 226H79L78 228L79 229H81L80 228ZM82 227H84V226H82ZM89 227V226H88ZM91 227V226H90ZM109 227H111L110 225H109ZM111 227V228H112ZM122 227V226H121ZM137 227H138V225H137V220H134V219H132V223H131V228H132V230L134 229V228H136L137 229ZM140 228H141V226H139ZM146 227V226H145ZM154 227V226H153ZM158 227H161V224H160V226H158ZM168 227V226H167ZM175 227V226H174ZM92 228V227H91ZM90 228V230L89 231H93L94 229V227L91 229ZM96 228V227H95ZM101 228V229H102ZM128 228V227H127ZM126 228V229H127ZM130 228V229H131ZM142 228H143V226H142ZM157 228V227H156ZM67 229V228H66ZM83 229V228H82ZM98 230H99V227L97 228ZM97 229H95L96 231H97ZM100 229V232L102 233L103 231ZM104 229V228H103ZM107 230H109L108 229V227L106 228ZM116 229V228H115ZM114 229V230H115ZM153 229V228H152ZM166 229V228H165ZM70 230V229H69ZM87 230H88V228H86V232H84V233H88L87 232ZM112 230H113V228H112ZM142 230V229H141ZM141 230H140V232H141ZM149 230H151V229H149ZM157 230V229H156ZM160 230V229H159ZM163 230V229H162ZM83 231H84V229H83ZM124 231V230H123ZM64 232H66V231H64ZM69 232V231H68ZM67 232V234H69ZM78 232V231H77ZM82 232V231H81ZM112 232V231H111ZM133 232H134V230H133ZM139 232V233H140ZM158 232V231H157ZM156 232V233H157ZM163 232V231H162ZM78 233H80V231L78 232ZM84 233L82 232V234L84 235ZM94 233H95V231H94ZM104 233V232H103ZM107 233V232H106ZM109 233V232H108ZM107 233V235L105 234V236H104V234H103V238H100V239H102L103 240V242H100L101 244H102V247H99V248H101L100 250L98 249V246L99 245H97V249L99 250V251H101L100 253H101V255H99L98 257L97 256H95V257H97L98 259L96 260V261H94V263L95 264H119V262H118V260H117V254H122V253H119V252H121V250L122 249H124L123 247H125L124 245H125V242H126V238L124 237L125 235H124V232L122 233V236L119 234V232H116V233H110V234H108ZM129 233V232H128ZM130 233H131V231H130ZM152 233V232H151ZM90 234V233H89ZM89 234H87V235H89ZM134 234H135V232H134ZM138 234V233H137ZM150 234V233H149ZM155 234V233H154ZM158 234V233H157ZM161 234V233H160ZM58 235V234H57ZM87 235H86V237H87ZM91 235V234H90ZM92 235H94L93 233H92ZM95 235H96V233H95ZM127 235V234H126ZM130 235V234H129ZM132 235V234H131ZM143 235V234H142ZM98 236V235H97ZM159 236V235H158ZM5 237V236H4ZM73 237V236H72ZM72 237H70V238H72ZM81 237H83V236H81ZM85 237V236H84ZM85 237V238H86ZM89 237V236H88ZM93 237H95V236H92V238ZM100 237H102L101 236V234H100ZM64 238V237H63ZM74 238V237H73ZM144 238V237H143ZM143 238H140V239H143ZM12 239V238H11ZM76 239V238H75ZM88 239V238H87ZM91 239V238H90ZM97 239H99V238H97ZM130 239V238H129ZM4 240V239H3ZM9 240V239H8ZM84 240V239H83ZM89 240V239H88ZM91 240H93V239H91ZM95 240H96V237H95ZM101 240V241H102ZM19 241V240H18ZM65 241V240H64ZM70 241V240H69ZM72 241V240H71ZM76 241V240H75ZM79 241H80V239H79ZM99 240H97V242H98ZM134 241H136V240H134ZM139 241V240H138ZM140 241H142V240H140ZM152 241H155V240H152ZM151 241V242H152ZM74 241H72V243H73ZM83 242H85V241H83ZM91 242V241H90ZM94 242V241H93ZM92 242V243H93ZM96 242V241H95ZM96 242V243H97ZM61 243V240H58V239H56L54 242H53V245H52V247H50L51 249H52V251H54L55 249H57L58 247H59V245H61L60 244ZM78 243H82V242H78ZM77 243V244H78ZM89 243V242H88ZM136 243V242H135ZM140 243V242H139ZM153 243V242H152ZM70 244V243H69ZM83 244V243H82ZM85 244H87V243H85ZM94 244V243H93ZM99 244V243H98ZM129 244H131V242L129 243ZM138 244V243H137ZM21 245V244H20ZM71 245H74V244H71ZM79 245V244H78ZM21 246H23V244L21 245ZM25 246V245H24ZM27 246V245H26ZM69 246V245H68ZM75 246L77 247V245L75 244ZM83 246H87L88 247V244L87 245H84L83 244ZM93 247H95L94 245H92ZM5 247V246H4ZM33 247V246H32ZM35 247V246H34ZM38 247V246H37ZM63 247V246H62ZM62 247H60V248H62ZM36 248V247H35ZM39 248V247H38ZM49 248V249H50ZM72 248V247H71ZM82 248V247H81ZM89 248H90V246H89ZM135 248V247H134ZM138 248H139V246H138ZM14 249V248H13ZM68 249V248H67ZM70 249V248H69ZM68 249V250H69ZM126 249H128V247H126ZM137 249V248H136ZM31 250V249H30ZM30 250H28V251H30ZM34 250V249H33ZM47 250H48V248H47ZM58 250V249H57ZM60 250V249H59ZM74 250V249H73ZM76 250V249H75ZM74 250V251H75ZM88 250V249H87ZM94 251H95V248L93 249ZM97 250V251H98ZM234 250V249H233ZM37 251H38V249H37ZM40 251V250H39ZM71 251V250H70ZM69 251V255L70 254H73V253H71ZM81 251V250H80ZM84 251V250H83ZM91 251V250H90ZM98 251V252H99ZM123 251H125V250H123ZM122 251V252H123ZM153 251V250H152ZM221 251L223 252V253H225L224 254V256H225V258L227 259V260H231L232 262H237V259H236V256L233 254V252L231 251V250H226V249H223V248H221ZM15 252V251H14ZM32 252H34V251H31V253ZM44 252V251H43ZM92 252V251H91ZM18 253V252H17ZM39 253V252H38ZM41 253V252H40ZM65 253H67V251L65 252ZM89 252H87V254H88ZM95 253L97 254V252L95 251ZM99 253V254H100ZM125 253H127V252H125ZM30 254V253H29ZM36 254H37V252H36ZM64 254V253H63ZM79 254V253H78ZM77 254V255H78ZM83 254H84V252H83ZM86 254V255H87ZM94 254V253H93ZM96 254H94V255H96ZM7 255V254H6ZM16 255V254H15ZM34 255H35V253H34ZM38 255V254H37ZM60 255V254H59ZM66 255V254H65ZM65 255H61L62 257L63 256H65ZM82 255V254H81ZM91 255H92V253H91ZM120 255H119V257H120ZM40 255H38V257H39ZM84 256V255H83ZM122 256H123V254H122ZM11 257V256H10ZM13 257V256H12ZM67 257V256H66ZM62 258V259H69V258H71V257H69V258ZM72 257H73V255H72ZM75 257H77V256H75ZM75 257H73L74 259H75ZM80 257V256H79ZM79 257H77V258H79ZM90 257V256H89ZM94 257V258H95ZM14 258V257H13ZM34 258V257H33ZM60 258V257H59ZM59 258H57V259H59ZM72 258V260L71 259H69L68 261L69 262H72L74 259ZM2 259V258H1ZM25 259V258H24ZM24 259L22 260V258H21V260L22 261H24ZM28 259V258H27ZM39 259H41V258H39ZM80 259V258H79ZM88 259H90V258H88ZM121 259V258H120ZM45 261H44V263H46V259H44ZM52 260V262H54L53 260H55V259H51ZM64 260V261H65ZM67 260H66V263H67ZM71 260V261H70ZM80 260H82V259H80ZM83 260H84V258H83ZM124 260V259H123ZM37 261V260H36ZM48 261V260H47ZM59 261V260H58ZM58 261H56V262H54V263H56V264H59V262ZM75 262L77 261L76 259L74 260ZM73 261V262H74ZM128 261V260H127ZM126 261V262H127ZM7 262V261H6ZM20 262V261H19ZM29 262V261H28ZM31 262V261H30ZM38 262L40 263V261L38 260ZM37 262V263H38ZM62 262H63V260H62ZM68 262V263H69ZM73 262H72V264H73ZM74 262V264H76ZM77 262H79V261H77ZM121 262V261H120ZM125 262V261H124ZM229 261H227V264H229L228 263ZM252 262V261H251ZM43 263V262H42ZM48 263V262H47ZM51 263V262H50ZM50 263H48V264H50ZM65 263V264H66ZM80 263V262H79ZM90 263V262H89ZM94 263H91V264H94ZM12 264V263H11ZM20 264V263H19ZM26 264H28V263H26ZM35 264V263H34ZM70 264V263H69ZM81 264V263H80ZM86 264V263H85Z\"/></svg>",
	"mask_w": 264,
	"mask_h": 264
},
{
	"label": "water",
	"instance_id": "water-1",
	"mask_svg": "<svg viewBox=\"0 0 264 264\" xmlns=\"http://www.w3.org/2000/svg\"><path fill=\"white\" fill-rule=\"evenodd\" d=\"M155 1L0 0V104L96 16Z\"/></svg>",
	"mask_w": 264,
	"mask_h": 264
},
{
	"label": "flooded vegetation",
	"instance_id": "flooded-vegetation-1",
	"mask_svg": "<svg viewBox=\"0 0 264 264\" xmlns=\"http://www.w3.org/2000/svg\"><path fill=\"white\" fill-rule=\"evenodd\" d=\"M54 56H56V55H54ZM53 56V57H54ZM102 62V61H101ZM102 66V74H103V64L101 65ZM195 70H197L198 71V68L197 67H195V65H194V67H193ZM93 72V71H92ZM199 73V72H198ZM91 76H92V74L90 73V72H87L86 73V75H85V78L83 77L82 79H78L77 77V80L79 81V82H81V83H85V85L87 86V89L89 90L90 89V87H92V86H94L93 84H92V80H91ZM103 76V75H102ZM86 79H88V82H86ZM103 80H104V76H103ZM104 84L106 85V83H105V81H104ZM103 87H105V86H102V85H100V86H96L95 88L96 89H98V88H103ZM164 87H166V85H164ZM159 92H164V93H166V89L164 88V90H162V91H159ZM169 105H171V101H169V103H168ZM83 105H86L85 106V108L87 107V104L86 103H82V105H81V107L83 106ZM85 110V109H84ZM62 112H64V111H62ZM65 114H66V112H64ZM56 127H57V129L59 130V128L60 127H58L57 125H56ZM56 129V130H57ZM56 130H54V132L52 133V137L53 138H55V136H54V133L55 132H58V130L56 131ZM56 139V141L58 142V143H60L59 142V140H57V138H55ZM137 144L136 145H138V142H136ZM135 145V146H136ZM134 146V147H135ZM125 149H122V150H119L118 152L121 154V152L120 151H124ZM113 151V150H112ZM108 156V155H107ZM52 167V164L50 165V166H48V168H51ZM100 167V166H99ZM21 186V185H20Z\"/></svg>",
	"mask_w": 264,
	"mask_h": 264
}]
</instances>
